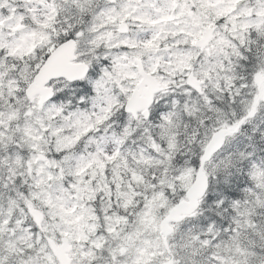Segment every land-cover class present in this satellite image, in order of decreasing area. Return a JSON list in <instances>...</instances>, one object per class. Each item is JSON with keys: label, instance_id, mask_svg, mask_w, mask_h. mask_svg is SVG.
I'll list each match as a JSON object with an SVG mask.
<instances>
[{"label": "snow or ice", "instance_id": "snow-or-ice-1", "mask_svg": "<svg viewBox=\"0 0 264 264\" xmlns=\"http://www.w3.org/2000/svg\"><path fill=\"white\" fill-rule=\"evenodd\" d=\"M0 264H264V0H0Z\"/></svg>", "mask_w": 264, "mask_h": 264}]
</instances>
